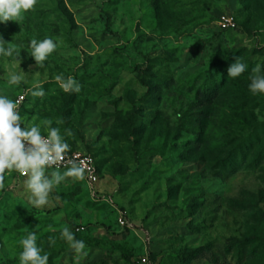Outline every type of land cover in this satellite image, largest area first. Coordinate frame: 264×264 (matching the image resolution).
Returning a JSON list of instances; mask_svg holds the SVG:
<instances>
[{
  "label": "rangeland",
  "instance_id": "obj_1",
  "mask_svg": "<svg viewBox=\"0 0 264 264\" xmlns=\"http://www.w3.org/2000/svg\"><path fill=\"white\" fill-rule=\"evenodd\" d=\"M0 37L16 49L0 54V96L24 97L22 127L47 136L50 121L99 169L41 208L6 172L0 264H20L33 230L48 264H264V93L249 90L252 69L264 74V0H37ZM45 38L57 48L39 68L30 42ZM235 58L247 69L232 78ZM38 85L44 97L25 95Z\"/></svg>",
  "mask_w": 264,
  "mask_h": 264
},
{
  "label": "clouds",
  "instance_id": "obj_2",
  "mask_svg": "<svg viewBox=\"0 0 264 264\" xmlns=\"http://www.w3.org/2000/svg\"><path fill=\"white\" fill-rule=\"evenodd\" d=\"M37 0H0V23L16 21L23 13L32 10ZM10 44L0 37V54L12 56L16 51L14 46L4 47ZM31 57L39 68L44 67V62L56 50L57 44L49 38L42 41L31 40ZM19 65L22 63L20 54L16 56ZM247 69V65L236 61L228 69L229 77L237 78ZM23 77L18 74H11L7 83L17 85ZM251 83L249 90L253 93H264V74L261 67L257 65L252 69L249 77ZM55 80L65 93H79L81 85L73 77L67 79L63 75H57ZM31 92L33 97H44L45 91L41 86L35 90L29 89L25 95ZM24 99L21 96L13 101L7 96H0V190L5 188V173L16 172L20 176L26 177L23 181L24 187L30 193L28 201L31 205L41 208L48 204L49 194L55 185H59L66 178L84 180L86 173L91 175L94 169L89 166V162L79 158H67L69 144L61 137L58 128L50 127L51 122L46 121L45 127L47 136L41 134L39 125L22 127V117L20 115L19 104ZM67 135H72L70 130H65ZM64 165L66 171H48L54 166ZM62 238L66 239L71 248L77 253L82 252L86 247L82 240H77L74 233L67 227L61 232ZM36 231L33 230L28 236L21 240L23 251L20 253V264H48L49 255H41L42 249L37 246ZM50 243H55L49 237Z\"/></svg>",
  "mask_w": 264,
  "mask_h": 264
},
{
  "label": "built area",
  "instance_id": "obj_3",
  "mask_svg": "<svg viewBox=\"0 0 264 264\" xmlns=\"http://www.w3.org/2000/svg\"><path fill=\"white\" fill-rule=\"evenodd\" d=\"M225 28H236V24L232 18H223V22L221 23ZM67 158H79L84 159L89 162V166L94 169V172L91 175H88L86 173L85 178L89 180L92 183H97L99 181V169L97 160L93 155L90 154H84L81 152H68L66 153V159ZM46 171H60L64 172L66 171V167L64 165L60 166H54L52 169L46 170ZM12 174H15L18 178L26 179V177L20 176L19 173L11 172ZM143 264H148V259H143Z\"/></svg>",
  "mask_w": 264,
  "mask_h": 264
}]
</instances>
